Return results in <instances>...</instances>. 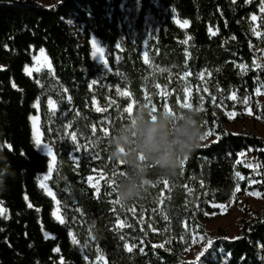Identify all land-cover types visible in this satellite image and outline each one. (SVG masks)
I'll list each match as a JSON object with an SVG mask.
<instances>
[{
    "label": "trees",
    "instance_id": "1",
    "mask_svg": "<svg viewBox=\"0 0 264 264\" xmlns=\"http://www.w3.org/2000/svg\"><path fill=\"white\" fill-rule=\"evenodd\" d=\"M259 3L58 0L48 7L35 0H0V203L8 213L0 214V264H87L66 227L54 219L53 200L38 186L49 159L32 139L30 117L37 114V102L43 137L57 159L52 187L60 202L73 208L106 264H189L181 258L189 228L202 235L204 245L212 240L201 264H264V209L242 218L234 237H210L198 220L210 204L229 202L238 187L256 189L264 197V138L245 129L229 132V120L218 105L240 111V104L229 98L235 94L240 102L247 99L264 122V104L256 94L264 89V67L256 65L252 50L254 44L264 51V15L259 39L252 36L250 22ZM127 7L133 10L138 36L120 52L116 46L122 44ZM174 14L189 22L186 30L174 23ZM91 35L108 47L111 72L92 59ZM147 37L149 63L142 57ZM41 47L54 75L37 82L25 68L32 64L33 50ZM185 87L191 106L200 109L203 135L210 132L214 139L200 140L175 174L150 169L143 195L121 201L116 188L123 164L110 157L107 143L128 116L120 108L130 102L120 99L118 91L129 92L134 108L151 102L156 109L165 103L173 109L183 107L179 101ZM50 97L59 106L56 113L48 109ZM94 99L106 105L109 100V110L95 111ZM99 124L109 133L96 130ZM248 150L256 156L257 171L239 161ZM97 174L106 176L98 192L89 184ZM120 215L126 221L122 229L117 226ZM142 216H152L170 250L152 245L160 234L141 226ZM44 231L55 238L45 237ZM57 247L60 251H53Z\"/></svg>",
    "mask_w": 264,
    "mask_h": 264
},
{
    "label": "rangeland",
    "instance_id": "2",
    "mask_svg": "<svg viewBox=\"0 0 264 264\" xmlns=\"http://www.w3.org/2000/svg\"><path fill=\"white\" fill-rule=\"evenodd\" d=\"M35 1L48 7H52L56 5V3L58 2V0H35ZM252 1L253 0H248V2H252ZM263 15L264 13H261L259 9V13L255 15L257 17L255 21L251 19L252 16L250 17L251 33L252 36L256 39H259L262 34L260 28V19ZM133 16H134L133 10L128 7L125 8V20H124L125 27L123 30L122 44H118L120 45V47L117 48L120 52L124 51L127 42L132 44H135L136 42L138 35L134 28L135 18ZM173 21L178 27H180L183 30H186L189 27V22L187 24H184L185 20H180L175 14L173 15ZM211 33L214 34V32ZM148 37H150V32L148 33ZM148 37L142 43V57L145 63H149L148 55L146 51L147 40L149 39ZM92 40H95L98 46L104 49L103 58L101 57L100 53H96L95 55H93L94 49L92 48V43H91ZM89 44H90L92 59L98 65L102 66L104 70L111 72V68L109 65L108 47L93 35H91L89 39ZM252 50L255 53L254 62L256 63V65L260 67H264V51L260 50L254 44H252ZM116 59L117 60L119 59V55L116 56ZM25 69H27V71L25 70V73L37 82H40L41 77L45 74H47V76L54 75V69L46 51H44V53H40L39 50L37 51L33 50L32 64L30 66H27ZM93 85L96 86V82H93L92 86ZM258 89L259 91H256V94H257L258 102L261 105L264 104V89L261 88ZM183 92H184V98L181 101H179V104L181 106H183L185 103H189V94H190L189 89L185 87ZM118 95L120 99H128L130 102L129 104H132L133 106V110L135 109L134 101L128 91L126 90L118 91ZM229 98L230 100L235 101L236 104H240L241 110L238 111L234 108L228 109L221 103L218 104L219 107L224 111V113L226 114L229 120V123L227 124V130L229 132L239 134L245 129L247 131L255 133L257 136L261 138H264V122L253 113L249 101L245 99L242 102H240L239 100H237L235 94H231ZM49 100H52L53 103L56 105L55 109H53L48 104ZM48 101H47V105L49 111L52 113L58 112L59 106L57 102L51 97L48 98ZM107 102L106 105L105 103H100L97 99H94L93 107L95 111L106 112L107 110H109L108 104H110V102L109 100ZM147 105L153 107L151 102H148ZM35 108L37 110V114L32 115L31 117H36V119L35 120L30 119L33 143L35 145L34 134L38 132L40 134L41 144L39 145V147H37L36 145L35 147L41 154L48 157L49 161L51 162V169H52L51 172L47 170V172L41 174L38 177V186L44 191L46 195H48V191L50 190L55 196V199H53V196L48 195L53 200L54 203L53 212H56L57 216H60L61 219L64 221V223L61 224L60 221L57 220L55 216L53 217L58 223L66 227L68 233L71 232V235H69L71 243L73 247L81 254L85 262L87 264H106V260L102 252L93 244V240L87 237L83 233V230H81L80 226L78 225L76 217L73 216L75 215L73 213V208L70 206L63 205L60 202L56 191L52 187L51 181L53 179V175L56 170L57 159L52 146L47 141H45L43 137V133L41 129V117L39 113L40 105L38 102L35 104ZM126 110H127V106L120 108V111L127 112ZM102 128L103 125L99 124V126L96 127V130L97 129L101 130ZM204 137L205 138L201 140L203 144H207L214 139V137H211V135H206ZM45 145L51 146L52 155L48 154ZM239 161L242 162L246 167L254 171H257L259 168V164L256 160V156L253 154L252 150L244 151L242 152V154L240 153ZM91 178L92 179L89 180V184L93 188H95L96 192H98L103 180L106 179V176L102 174H97L96 176H93ZM41 184L45 185V187H41ZM252 185L253 183L251 182L250 186ZM256 193H259V195H257ZM220 205H223V207H221ZM210 207L211 210L206 212L204 211L203 213L204 218L198 219L203 224L204 231L208 233L210 237H215L223 233L228 234L229 237H234L240 233V225L242 218L246 217V215L248 217L251 210L260 212L264 209V197L262 196L261 192H259L256 189H248L244 191L240 187H238L235 190L229 202L213 203L210 204ZM0 214L4 217L8 216V213L2 203H0ZM140 224L141 226H146L148 230L154 235L160 234L159 235L160 240L153 242L152 243L153 246L160 247L165 250H170L167 246V242L163 240L161 236V231L157 229L158 228L157 224L154 222L152 216L149 218H146V216H142L140 219ZM117 226L120 229L126 226V221L122 220V215L119 216V221ZM188 230L189 231H187V236H189L190 238L189 241L187 242L188 244L187 247L182 252L181 258L184 261L188 262L189 264H201L200 257L204 250L202 235L197 233L192 228H189ZM44 235L45 237L50 239L55 238L54 235L46 231H44ZM72 236L76 238V243H73ZM197 253H200L201 255L198 256ZM97 256H101L103 257V259L97 260L96 259Z\"/></svg>",
    "mask_w": 264,
    "mask_h": 264
},
{
    "label": "clouds",
    "instance_id": "3",
    "mask_svg": "<svg viewBox=\"0 0 264 264\" xmlns=\"http://www.w3.org/2000/svg\"><path fill=\"white\" fill-rule=\"evenodd\" d=\"M202 135L198 106L154 111L150 105L139 103L107 140L110 157L123 162L116 188L118 198L128 202L141 197L152 168L162 176L175 174L182 158L199 145Z\"/></svg>",
    "mask_w": 264,
    "mask_h": 264
},
{
    "label": "snow or ice",
    "instance_id": "4",
    "mask_svg": "<svg viewBox=\"0 0 264 264\" xmlns=\"http://www.w3.org/2000/svg\"><path fill=\"white\" fill-rule=\"evenodd\" d=\"M246 2H248V0H246ZM259 9H260V12H261V13H264V0H260V3H259ZM251 19H252L253 21H255V20L257 19V17H256L255 15H252ZM187 23H188V21H184V24H187ZM91 43H92V48L94 49V51H93V55H95L96 53H100V54H101V57L103 58L104 49H103L102 47L98 46V44L95 42V40H92ZM116 47L119 48L120 45H117ZM39 51H40V53H44L45 49H44L43 47H41V48L39 49ZM25 70L27 71V69H25ZM13 87H15V85H13ZM257 91H259V89H257ZM48 104H49L53 109H55L56 105L53 103L52 100H49V101H48ZM183 107H191V104H190V103H185V104L183 105ZM152 108H153L154 111L156 110V109H155V106H153ZM163 108L166 109V110H169V111L172 110V109L169 107V105H168L167 103H165V104L163 105ZM132 110H133V106H132V104H128V106H127V110H126V111H127V113H128L129 115L132 113ZM30 119L35 120L36 117H30ZM101 131H103L104 133H109L110 130H109V128L105 127V128H102ZM208 134L210 135L211 133L209 132ZM204 138H205L204 135H202L200 139L203 140ZM72 139H73V140L76 139L75 135L72 136ZM34 141H35V145H36L37 147H39V145L41 144V138H40V134H39L38 132L34 134ZM45 147L47 148L48 154H49V155H52V148H51V146H49V145H45ZM241 154H242V153H241ZM120 163H123V162L121 161ZM47 170H48L49 172H51V170H52V169H51V162H50V161H49L48 164H47ZM91 179H92V178L89 177V180H91ZM41 187H45V185L41 184ZM256 194L259 195V193H256ZM48 195H49V196H53V199H55V196L53 195V193H52L50 190L48 191ZM220 206L223 207V205H220ZM52 215L55 216L56 219L59 220L61 224L64 223V221L61 219V217H60V216H57L56 212H53ZM69 235H71V232H69ZM72 241H73V243H76V238H75L74 236H72ZM211 243H212V240H207L206 243H205V245H204L205 249H207V248L211 245ZM126 247H127V245H126ZM53 251H55V252H59L60 249H59V247H57V248H54ZM197 255L200 256L201 254H200V253H197ZM96 259H97V260H102L103 257H101V256H97Z\"/></svg>",
    "mask_w": 264,
    "mask_h": 264
}]
</instances>
